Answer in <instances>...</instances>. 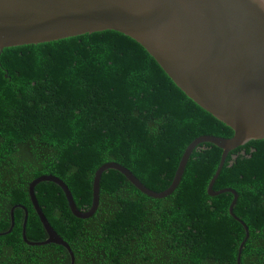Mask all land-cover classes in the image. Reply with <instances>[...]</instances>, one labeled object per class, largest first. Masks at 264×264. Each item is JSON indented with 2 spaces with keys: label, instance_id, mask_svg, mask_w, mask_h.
<instances>
[{
  "label": "trees",
  "instance_id": "16d2710c",
  "mask_svg": "<svg viewBox=\"0 0 264 264\" xmlns=\"http://www.w3.org/2000/svg\"><path fill=\"white\" fill-rule=\"evenodd\" d=\"M230 138L232 130L186 97L134 40L101 31L0 51V233L10 210H27L29 242L47 236L28 186L53 175L80 210L91 205L96 170L115 162L150 190L167 189L186 147L196 138ZM222 151L198 145L179 185L164 199L105 171L99 203L88 219L73 217L60 188L34 189L41 211L70 247L74 264H236L243 227L229 193L207 195ZM237 193L233 214L248 229L240 264H264V140L231 151L213 190ZM25 213L0 235V264H70L61 246L23 241Z\"/></svg>",
  "mask_w": 264,
  "mask_h": 264
},
{
  "label": "water",
  "instance_id": "95a60500",
  "mask_svg": "<svg viewBox=\"0 0 264 264\" xmlns=\"http://www.w3.org/2000/svg\"><path fill=\"white\" fill-rule=\"evenodd\" d=\"M115 31L137 42L158 64L174 85L197 106L229 127L233 135L222 138L204 135L184 150L170 186L155 192L142 184L127 168L108 162L94 173L91 205L77 208L62 180L44 175L28 186L30 203L47 236L45 241H23L30 246L54 244L63 247L74 264L68 244L55 232L35 198L42 182L57 185L64 194L71 215L88 219L99 203V183L107 170L120 173L135 189L152 199L171 195L180 183L187 161L200 144L222 151L218 167L208 183L207 195L229 193L228 212L244 229L237 249L240 264L248 238L243 221L233 214L237 193L231 188L213 190L227 155L252 140H264V0H0V51L4 48L36 45L101 31Z\"/></svg>",
  "mask_w": 264,
  "mask_h": 264
}]
</instances>
